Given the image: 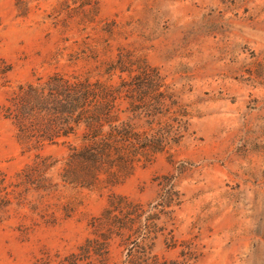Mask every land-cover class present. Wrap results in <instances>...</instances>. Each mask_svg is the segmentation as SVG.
I'll list each match as a JSON object with an SVG mask.
<instances>
[{"label": "rangeland", "instance_id": "obj_1", "mask_svg": "<svg viewBox=\"0 0 264 264\" xmlns=\"http://www.w3.org/2000/svg\"><path fill=\"white\" fill-rule=\"evenodd\" d=\"M0 264H264V0H0Z\"/></svg>", "mask_w": 264, "mask_h": 264}, {"label": "trees", "instance_id": "obj_2", "mask_svg": "<svg viewBox=\"0 0 264 264\" xmlns=\"http://www.w3.org/2000/svg\"><path fill=\"white\" fill-rule=\"evenodd\" d=\"M86 97H85V99H87L88 98V95H91V93L89 92V91H86ZM75 98V97H74Z\"/></svg>", "mask_w": 264, "mask_h": 264}]
</instances>
